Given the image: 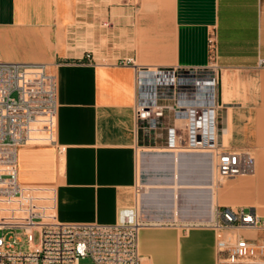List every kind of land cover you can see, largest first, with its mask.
Instances as JSON below:
<instances>
[{
  "label": "crops",
  "instance_id": "1",
  "mask_svg": "<svg viewBox=\"0 0 264 264\" xmlns=\"http://www.w3.org/2000/svg\"><path fill=\"white\" fill-rule=\"evenodd\" d=\"M211 32L222 69L220 138L231 150L255 155L252 175L264 196V69L258 67L264 59V0H0V62L49 68L57 82L56 140L65 148L62 176L56 147L19 148L18 182L54 188L60 222L111 225L120 208L134 204L137 177L146 174L142 158L157 155L169 163L171 177L149 184L146 199L167 208H152L145 217L164 221L142 219L143 263L218 264L212 227L168 223L150 213L172 210L176 221V195L199 204L200 195L211 192L216 207L221 192L242 193L240 184L216 190L213 179L211 189L198 188L196 177L192 188H184L182 178L175 187L169 153L143 155L137 164L135 71L124 64L132 59L148 68L204 67ZM240 201L264 198L248 195L234 202ZM178 211L179 219V202Z\"/></svg>",
  "mask_w": 264,
  "mask_h": 264
},
{
  "label": "built area",
  "instance_id": "2",
  "mask_svg": "<svg viewBox=\"0 0 264 264\" xmlns=\"http://www.w3.org/2000/svg\"><path fill=\"white\" fill-rule=\"evenodd\" d=\"M217 35L208 37L209 62L204 67L134 66L136 158L145 152L206 154L220 180L252 175L255 158L226 147L219 134L218 88L221 67ZM89 58L90 55H87ZM258 67L264 69V59ZM57 82L44 64L0 62V264H144L138 236L143 187L139 175L132 206L120 208L116 223H63L56 213L52 187L18 182V150L28 145L56 147ZM10 209H3L2 203ZM210 226L216 233L218 264H252L264 258V241L242 232H264V216L254 208L218 206ZM7 231H23L21 240ZM39 233L38 245L33 233ZM221 262V263H220Z\"/></svg>",
  "mask_w": 264,
  "mask_h": 264
},
{
  "label": "bare ground",
  "instance_id": "3",
  "mask_svg": "<svg viewBox=\"0 0 264 264\" xmlns=\"http://www.w3.org/2000/svg\"><path fill=\"white\" fill-rule=\"evenodd\" d=\"M48 68V67H47ZM48 72L51 73L49 71L48 68ZM222 96V95H221ZM146 154H166V153H149V152H145V153H140L138 159L141 160L143 155ZM170 155V154H169ZM185 155H198V154H182V155H172V158L174 159V177H175V187H177V181L178 179L183 180L182 185L184 188H192L193 187V182L192 180L196 177L199 178V182L195 183L196 186H199L198 188H207V189H211L212 188V180L214 179L215 182V169L214 167L212 168V171H210V169L208 170V166L207 163H205V159L203 158H199V159H189V158H182ZM157 156V155H156ZM155 156V157H156ZM152 156H144L142 158V165H143V171H145V173L148 175V180H153V183L151 182H147V184H145V182H140V177H139V184L143 187V195L141 197V209H140V219L142 221L146 220V221H151L153 222H157V221H164L163 220H157V219H152V218H147L145 219V217H149L148 216V212L150 211V209H165L167 208L165 203H163V206H159L156 203V201H149V199L147 200L146 198V193H149L150 190V186L149 184H159L161 185L162 182H157L155 180H163L164 178H167L168 174L170 171H168L170 169V165L167 161L162 160V159H158ZM166 157V156H165ZM163 158V157H162ZM169 158V157H168ZM182 158V159H181ZM207 160H210L207 159ZM139 161V160H138ZM209 163V162H208ZM63 162L61 161V166H62ZM256 165V162H255ZM172 168V167H171ZM211 173V175L209 174ZM209 177V179H208ZM154 200V199H153ZM199 204H196L197 201H192V199H190V203L186 204L183 209L184 210H191V205L194 204L196 208H202V213L200 215H198V218H196V222L198 223H210L213 222L215 220V206L213 204V197H212V193L209 192V194L206 195H200L199 198ZM198 206V207H197ZM175 219L176 221L178 220V197L176 195L175 197ZM143 222V221H142ZM144 223V222H143ZM145 224V223H144ZM197 224V223H196ZM200 225V224H199ZM221 263V262H220ZM252 264H256V263H252Z\"/></svg>",
  "mask_w": 264,
  "mask_h": 264
},
{
  "label": "rangeland",
  "instance_id": "4",
  "mask_svg": "<svg viewBox=\"0 0 264 264\" xmlns=\"http://www.w3.org/2000/svg\"><path fill=\"white\" fill-rule=\"evenodd\" d=\"M27 148H52L50 146H36V145H28L26 146ZM62 155L63 153H60V151L56 148L55 149V156H56V164H57V171L59 172V175L62 176L61 173V159H62ZM253 157L255 158V155L252 154ZM198 158L201 157L203 159H205V163H207V168L208 170L210 169V171H212L213 168V164L211 159H209L210 157L206 154H198L195 155ZM256 161V159H255ZM209 162V163H208ZM23 172H25V168L22 169ZM255 170L256 169V165H255ZM211 175V173H209ZM264 175V171L260 172V176ZM169 176L171 174H168ZM257 174L254 175H248V176H242V177H237L235 179H229V180H220L217 176V174L215 175V189L219 190L221 188H224L227 185L233 184V183H239L240 188L242 193H222L219 195L220 196V200H217V205L216 207H218L219 203L220 204H228L230 206L233 207H254L256 208V210L258 211V214L261 216H264V202L260 201V202H254V203H246L243 201L240 202H234L238 199L243 200L246 198V196L248 195H253L254 199H262L264 198V196H261V190L260 188L256 187V176ZM149 177V174H143L140 177V182L142 184V182L147 181ZM171 177V176H170ZM209 179V177H208ZM27 185H31V184H27ZM264 195V194H263ZM235 199V200H234ZM231 200H233V202H231ZM186 198L185 196H183V194L180 193L179 195V207H180V215H179V219L178 221H173V219L171 218L173 216V212L172 210L169 211H162V212H154L151 211V215L153 214H161L164 218H166V220H168V223H177V224H189L190 222L195 221V216L196 215H200L203 211L202 208L198 207L196 208L194 204L191 205V210L186 213L183 211V207L187 204ZM130 206V205H129ZM205 224V223H204ZM208 224V223H206ZM246 237L251 238L252 240H257V241H264V232H250V231H245L242 232ZM6 238L9 236H16L17 238H19L21 240V244L19 245V249L22 251H26L28 249V243H27V239L28 236L23 232V231H16L15 233L7 231L5 233ZM40 241V237H39V233L36 231L33 233V242L35 245H38ZM258 264H264V258L263 259H257L256 260ZM80 264H93L92 261L90 259H85V260H81Z\"/></svg>",
  "mask_w": 264,
  "mask_h": 264
}]
</instances>
